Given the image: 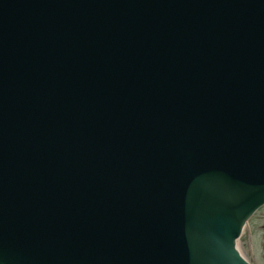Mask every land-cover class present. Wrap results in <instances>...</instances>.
<instances>
[{
    "label": "water",
    "instance_id": "obj_1",
    "mask_svg": "<svg viewBox=\"0 0 264 264\" xmlns=\"http://www.w3.org/2000/svg\"><path fill=\"white\" fill-rule=\"evenodd\" d=\"M264 204V0H0V264H250Z\"/></svg>",
    "mask_w": 264,
    "mask_h": 264
},
{
    "label": "rangeland",
    "instance_id": "obj_2",
    "mask_svg": "<svg viewBox=\"0 0 264 264\" xmlns=\"http://www.w3.org/2000/svg\"><path fill=\"white\" fill-rule=\"evenodd\" d=\"M263 223L262 213L250 218L236 241L241 255L249 262L254 261L256 264H264V246L262 245L264 228L261 227Z\"/></svg>",
    "mask_w": 264,
    "mask_h": 264
},
{
    "label": "flooded vegetation",
    "instance_id": "obj_3",
    "mask_svg": "<svg viewBox=\"0 0 264 264\" xmlns=\"http://www.w3.org/2000/svg\"><path fill=\"white\" fill-rule=\"evenodd\" d=\"M263 210V211H262ZM259 213H262V215L264 216V204L262 205V206H260L253 214H252V216L250 217V218H252V217H254V216H256L257 214H259ZM249 218V219H250ZM261 227H263L264 228V223L263 224H261ZM262 245L264 246V233H263V243H262ZM257 254V253H256ZM249 262V261H248ZM254 262V261H253ZM252 261L251 262H249L250 264H256V262H254L253 263Z\"/></svg>",
    "mask_w": 264,
    "mask_h": 264
}]
</instances>
